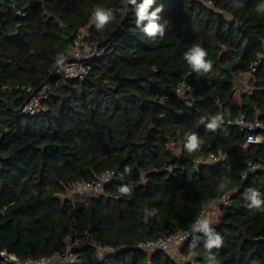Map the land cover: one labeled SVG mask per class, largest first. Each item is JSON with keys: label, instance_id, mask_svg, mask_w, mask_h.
Wrapping results in <instances>:
<instances>
[{"label": "trees", "instance_id": "16d2710c", "mask_svg": "<svg viewBox=\"0 0 264 264\" xmlns=\"http://www.w3.org/2000/svg\"><path fill=\"white\" fill-rule=\"evenodd\" d=\"M144 3L0 0V83L19 85L0 91V251L173 264L136 244L188 229L228 193L230 205L181 251L194 264H264V169L247 167L264 163V129L255 130L262 141L245 144L246 131L227 123H264V0H152L140 19ZM87 24L102 51L86 60L83 80L65 78L57 70ZM197 52L203 66L191 61ZM243 74L252 90L237 99ZM183 78L192 91L178 96ZM44 84L38 110L23 113ZM219 152L220 162H196ZM106 170L114 174L96 196L71 192ZM0 264L12 263L0 255Z\"/></svg>", "mask_w": 264, "mask_h": 264}, {"label": "built area", "instance_id": "2783aa9c", "mask_svg": "<svg viewBox=\"0 0 264 264\" xmlns=\"http://www.w3.org/2000/svg\"><path fill=\"white\" fill-rule=\"evenodd\" d=\"M210 3V1H209ZM17 14L23 15L20 10H16ZM88 24L81 26L77 29L72 41L67 46V59L63 61L57 72L61 73L65 78H74L83 80L89 70L87 59L94 53L98 52L97 48H92L89 44ZM257 61H254L250 65L249 74L255 72ZM19 88V85L9 86L7 84L0 83V91L10 92L14 89ZM21 89L24 86H20ZM49 89V84H44L42 88L37 92L36 95H31L29 99L23 104L22 112L27 114H34L40 105V98L46 96ZM192 91V85L183 78L178 85L174 88L173 93L182 96L185 93ZM168 96L163 97V101H167ZM227 123L238 126L241 130L246 131L245 144L257 143L262 140V136L255 130L264 129V123L259 120H248L244 115L235 118ZM226 154L219 152L217 154L210 153L205 159L199 158L196 160L197 163L209 162L217 163L225 159ZM247 167L249 171H256L258 169H264V163H253L248 162ZM182 171V170H181ZM112 170H106L88 182H80L73 185L72 193H84L87 197L96 196L101 190L104 184L111 180L113 176ZM231 203L228 193L222 195L220 199L215 203L213 208L217 212L212 211L213 216L208 217L205 208L201 211L199 216L193 221L188 229H177L165 236H161L154 239H144L136 244V247L147 252H153L155 250H162L168 252L171 247H176L175 255L172 256L173 264H194L195 255L192 253L185 254L181 251V247L186 241L187 237L191 234L192 230H197L204 227L208 223L212 222L223 206H229ZM216 213V214H215ZM103 252H111L113 248L110 246L99 247ZM0 255L3 260L12 264H74L77 261V257L72 253L71 250L67 249L63 254L54 253L49 256H43L40 258L29 257L24 260H19L13 253L6 252L5 250L0 251Z\"/></svg>", "mask_w": 264, "mask_h": 264}, {"label": "rangeland", "instance_id": "374dc122", "mask_svg": "<svg viewBox=\"0 0 264 264\" xmlns=\"http://www.w3.org/2000/svg\"><path fill=\"white\" fill-rule=\"evenodd\" d=\"M229 17H231V16H229ZM234 82H235V97L237 99H238L241 92H250L252 90L249 74H243L239 77H236ZM213 210L215 211L216 209L213 208L212 203L205 208V211L208 212L207 213L208 217L213 216V213H212ZM215 212H217V211H215ZM170 251H172L171 253H169L172 257L173 255H175L176 247L173 246ZM100 252L102 253V250H100Z\"/></svg>", "mask_w": 264, "mask_h": 264}, {"label": "clouds", "instance_id": "9594fccd", "mask_svg": "<svg viewBox=\"0 0 264 264\" xmlns=\"http://www.w3.org/2000/svg\"><path fill=\"white\" fill-rule=\"evenodd\" d=\"M152 3V0H145V3L143 6H141L140 10H139V17L140 19H144L146 18V10L148 8V6ZM154 15V14H153ZM99 20L101 23L105 22L106 20V17L103 16V15H99ZM156 29V25L155 24H150L149 27L147 28V31L148 32H153L154 30ZM202 53L200 52H197L195 55H193L191 57V61L196 64V65H199V66H203L202 65Z\"/></svg>", "mask_w": 264, "mask_h": 264}, {"label": "crops", "instance_id": "0c3cea01", "mask_svg": "<svg viewBox=\"0 0 264 264\" xmlns=\"http://www.w3.org/2000/svg\"><path fill=\"white\" fill-rule=\"evenodd\" d=\"M262 141V140H261ZM218 200H214V201H212L211 203L213 204V206L215 205V203L217 202ZM211 203H209L208 205H210ZM207 205V206H208ZM172 248V247H171ZM171 248H170V250H171ZM168 251L167 253L169 254V253H171L172 251ZM170 255V254H169ZM171 256V255H170Z\"/></svg>", "mask_w": 264, "mask_h": 264}, {"label": "water", "instance_id": "95a60500", "mask_svg": "<svg viewBox=\"0 0 264 264\" xmlns=\"http://www.w3.org/2000/svg\"><path fill=\"white\" fill-rule=\"evenodd\" d=\"M124 20V19H123ZM123 20L117 25L116 29L120 26V24L123 22ZM20 108H17L15 111H18Z\"/></svg>", "mask_w": 264, "mask_h": 264}]
</instances>
